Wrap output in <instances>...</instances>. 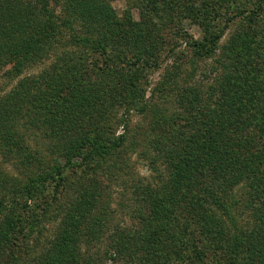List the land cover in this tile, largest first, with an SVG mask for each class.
I'll use <instances>...</instances> for the list:
<instances>
[{"label":"trees","instance_id":"obj_1","mask_svg":"<svg viewBox=\"0 0 264 264\" xmlns=\"http://www.w3.org/2000/svg\"><path fill=\"white\" fill-rule=\"evenodd\" d=\"M111 1L68 0V15L61 20L48 0H0V65L8 55L17 71L39 62L57 41L58 28L72 29L77 21L87 27L88 35L81 41L91 49L103 53L109 48L133 49L137 62L150 63L161 38L153 37L129 12L117 14ZM183 7L190 16L205 13L196 12L194 2ZM214 7L220 15L229 13L227 24L243 17L252 34L244 27L218 56L226 72L212 85L205 102L199 104L202 98L197 99L195 90L178 98L192 116L184 124L163 126L169 130L168 138L155 136L147 143L145 154L159 174V184L137 187L142 200L132 213L136 226L117 227L107 234V251L99 254L114 264H264V31L260 25L264 0L254 1L251 8L229 0ZM223 31L210 32L203 41L192 40L195 56L214 53ZM58 59L60 68L44 70L0 101V145L25 150L21 130L25 121L30 128L48 132L67 167L77 156L86 160L100 153L110 155L121 147L123 138L102 143L89 136L84 125L97 132L113 104L136 90L133 72L110 82L103 69L94 79L93 72H83L81 56L72 51ZM159 121L166 122L163 117ZM89 145L90 151L84 152ZM57 175L62 177L61 168H48L31 182ZM99 196L96 189L84 186L66 209L61 234L24 264H94L80 247L83 241L100 240L83 239L79 232L83 226L94 230L96 222L101 223L88 218ZM0 243L7 242L0 239Z\"/></svg>","mask_w":264,"mask_h":264},{"label":"rangeland","instance_id":"obj_2","mask_svg":"<svg viewBox=\"0 0 264 264\" xmlns=\"http://www.w3.org/2000/svg\"><path fill=\"white\" fill-rule=\"evenodd\" d=\"M48 1L49 8L64 20L68 15V0ZM170 1H111L117 14L122 16L129 12L132 19L143 24L153 37L161 38L157 55L148 64L137 62L133 49L109 48L106 53L91 49L81 41V37L87 36L88 32L80 21L72 29L59 27L57 41L46 50L45 57L39 62L25 65L17 71L10 55L2 59L0 101L20 84L42 76L44 70L48 73L54 65L60 68L58 63L61 60L58 58H64L65 53L70 51L81 56L82 71L93 72V79L99 77L102 69L106 75L110 74L106 76L110 82L116 81L122 73L133 72L132 85L136 86V90L124 101L118 100L113 104L97 132L94 126L84 125L85 132L99 142L123 138L121 147L114 149L110 155L100 153L86 160L77 156L73 159L74 165L67 167V159L61 156L48 132L38 127L30 128L25 121L21 125L25 143L23 146L27 147L25 150L18 151L15 147L10 150L0 145V239L7 242L6 246L0 243V264H24L28 258L37 257L53 243L64 229L66 209L84 186L96 189L100 194L88 218H98L101 223L96 222L98 227L94 230L83 226L79 235L83 239L93 237L100 241H83L80 249L83 254L93 257L94 264H114L99 254L107 251V234L118 231L117 227L122 229L136 226L137 221L132 213H136L142 200L137 187H155L159 184V174L145 154L147 143L155 136L168 138L169 130H164L163 126L184 124L192 116L178 98H184L195 90L197 99L200 101L202 98L199 104L205 102L203 99L211 92L212 85L226 72L216 59L248 23L242 17L227 24L229 13L220 15L212 10L214 5L216 9L223 0H182L177 6L170 4ZM209 1L212 3L209 4ZM233 1L251 8L256 0H229ZM189 2L197 5L196 12L205 10V13L190 16L183 7ZM260 25L264 31V23ZM222 29L224 31L216 43L214 53L201 58L195 56L191 48L192 40L203 41L205 37L208 39L210 32H220ZM246 31L252 34L251 27L246 28ZM107 46L105 44V48ZM109 51L112 52L107 55ZM160 117L166 120L163 125L157 124ZM91 147L89 145L84 152H89ZM48 168L54 171L61 168L62 177L57 175L31 182V179L34 180ZM159 168L162 170L161 165Z\"/></svg>","mask_w":264,"mask_h":264}]
</instances>
